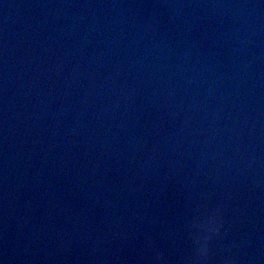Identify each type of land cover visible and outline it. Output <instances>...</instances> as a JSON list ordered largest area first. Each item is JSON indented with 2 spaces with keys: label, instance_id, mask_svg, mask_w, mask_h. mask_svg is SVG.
<instances>
[{
  "label": "water",
  "instance_id": "obj_1",
  "mask_svg": "<svg viewBox=\"0 0 264 264\" xmlns=\"http://www.w3.org/2000/svg\"><path fill=\"white\" fill-rule=\"evenodd\" d=\"M220 231L212 264H264V0H0V264Z\"/></svg>",
  "mask_w": 264,
  "mask_h": 264
},
{
  "label": "clouds",
  "instance_id": "obj_2",
  "mask_svg": "<svg viewBox=\"0 0 264 264\" xmlns=\"http://www.w3.org/2000/svg\"><path fill=\"white\" fill-rule=\"evenodd\" d=\"M219 239H223L221 231L209 240L206 246V252L203 255H200L198 252L195 251V255L191 259L190 264H212L214 257V250L212 249L211 244L213 240H219ZM218 248H220V250L223 251L224 253L230 251L229 246H222L218 244ZM224 264H235V262L233 259H229L225 257Z\"/></svg>",
  "mask_w": 264,
  "mask_h": 264
}]
</instances>
